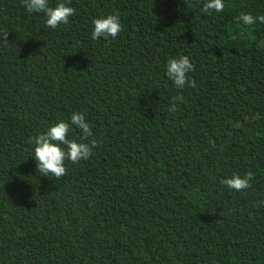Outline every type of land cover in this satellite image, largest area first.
Here are the masks:
<instances>
[{
	"label": "trees",
	"instance_id": "trees-1",
	"mask_svg": "<svg viewBox=\"0 0 264 264\" xmlns=\"http://www.w3.org/2000/svg\"><path fill=\"white\" fill-rule=\"evenodd\" d=\"M0 0V264H264V0ZM122 31L91 38L93 19ZM189 57L177 89L169 58ZM178 111L170 113L173 98ZM82 113L99 146L36 171L30 139ZM255 173L237 192L221 180Z\"/></svg>",
	"mask_w": 264,
	"mask_h": 264
},
{
	"label": "clouds",
	"instance_id": "clouds-1",
	"mask_svg": "<svg viewBox=\"0 0 264 264\" xmlns=\"http://www.w3.org/2000/svg\"><path fill=\"white\" fill-rule=\"evenodd\" d=\"M22 4L28 13H44L46 26L56 29L60 24H68L69 18L75 15V9L65 2H58L50 6L48 0H22ZM225 8L224 0H206L203 5L204 12H222ZM244 25L251 26L257 21L264 23V15L253 16L251 13H241L237 18ZM91 38L97 40L101 37L115 38L122 31V24L117 14H108L94 18ZM0 37L7 41L8 32H0ZM194 71V65L189 57L180 55L178 58H169L166 63V75L177 89L196 87L195 79L189 78V73ZM177 101L183 102L182 96L173 98L168 111H178ZM72 125H75L81 132L79 141L69 139L70 124L63 120L50 124L47 129L29 141L33 145V155L36 161V171L46 177L61 179L67 174L65 160L71 163H78L81 160H88L93 155V149L99 146L97 139H91L92 129L82 113H73L70 117ZM255 173L248 170L243 176L234 174L229 178L221 180V183L230 190L242 192L251 187V181ZM258 206H264V199L258 201Z\"/></svg>",
	"mask_w": 264,
	"mask_h": 264
}]
</instances>
